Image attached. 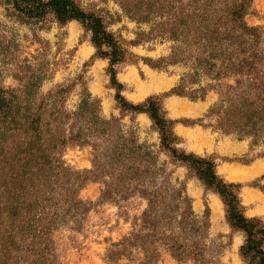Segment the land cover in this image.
<instances>
[{
    "label": "trees",
    "instance_id": "trees-1",
    "mask_svg": "<svg viewBox=\"0 0 264 264\" xmlns=\"http://www.w3.org/2000/svg\"><path fill=\"white\" fill-rule=\"evenodd\" d=\"M2 3L26 24L52 15L60 24L75 20L90 31L95 56L110 61L119 107L150 116L160 134V151L221 197L231 228L245 235L240 248L245 263L264 264V221L243 213L242 186L221 178L212 158L179 147L177 122L166 117L159 97L134 104L121 95L115 66L125 62L127 51L100 16L76 0ZM253 5L254 0L122 2L128 15L153 23L150 36L155 33L172 42L167 56L145 62L156 69L177 64L188 69L170 94L204 100L214 92L217 99L205 115L211 126L248 140L249 153L259 151L256 157H264V32L246 22ZM28 62L13 74L17 86L0 81V264H60L54 233L64 226H83L92 204L79 197V189L91 178L65 165L63 152L72 142L94 148L95 169L90 173L93 178L108 177L101 197L139 195L148 203L137 228L107 251L110 264L125 258L156 264L163 252L183 264H221L214 260L213 242H207L209 212L202 218L194 212L185 183L173 181V172L158 161L159 151L140 144L117 120L102 118L99 100L88 93L75 111L66 104L72 86L59 85L44 95L41 86L47 72Z\"/></svg>",
    "mask_w": 264,
    "mask_h": 264
},
{
    "label": "rangeland",
    "instance_id": "rangeland-1",
    "mask_svg": "<svg viewBox=\"0 0 264 264\" xmlns=\"http://www.w3.org/2000/svg\"><path fill=\"white\" fill-rule=\"evenodd\" d=\"M76 1L86 11L100 16L107 30L127 51L125 62L115 66L116 79L123 86L121 95L134 104L159 97L166 117L177 122L174 132L182 140L179 147L212 158L221 178L242 186L239 196L245 216L264 221V157H256L259 151L249 153L248 140H238L211 126L205 115L217 99L214 92L204 100L170 94L187 68L177 64L156 69L145 62L144 58L158 60L167 56L172 42L155 37V33L150 36L153 23L128 15L122 7L124 0ZM10 13V7L0 0L1 83L6 87L17 86L13 74L17 66L28 60L33 69L47 72L41 86L44 95L59 85L72 86L66 103L71 111L77 110L86 93L99 100L102 118L117 120L140 144L159 151L158 161L165 164L167 172H173V181L185 183L194 212L200 218L209 212L207 242L214 244V260L219 259L221 264H246L240 254L245 235L231 228L221 197L206 189L184 165L173 163L166 152L160 151V134L147 113L125 112L119 107L117 89L111 84L110 61L95 56L90 31L75 20L60 24L48 15L38 24H26ZM245 19L250 26L260 27L264 32V0H254L253 11ZM138 39L140 42L135 44ZM92 138L95 140V136ZM94 153L91 144L73 142L63 152L66 166L91 178L79 189V197L92 205L81 228L64 226L54 233L60 264H110L105 259L107 251L137 228L148 205L139 195L115 200L101 197L103 182L108 177L93 178L90 173L95 169ZM134 252L138 257L135 249ZM135 260L125 258L117 264H137ZM156 264L183 263L163 252Z\"/></svg>",
    "mask_w": 264,
    "mask_h": 264
},
{
    "label": "bare ground",
    "instance_id": "bare-ground-1",
    "mask_svg": "<svg viewBox=\"0 0 264 264\" xmlns=\"http://www.w3.org/2000/svg\"><path fill=\"white\" fill-rule=\"evenodd\" d=\"M257 169H259V167H256Z\"/></svg>",
    "mask_w": 264,
    "mask_h": 264
}]
</instances>
